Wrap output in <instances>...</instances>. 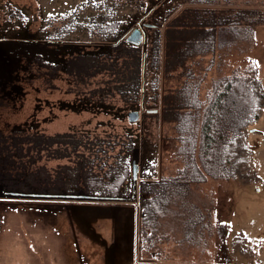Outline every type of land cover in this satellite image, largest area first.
Instances as JSON below:
<instances>
[{"label":"rangeland","instance_id":"rangeland-1","mask_svg":"<svg viewBox=\"0 0 264 264\" xmlns=\"http://www.w3.org/2000/svg\"><path fill=\"white\" fill-rule=\"evenodd\" d=\"M228 1L229 4L226 5L221 2L220 9L248 8L264 11V0ZM38 2L37 4L36 0H0V18L6 12L8 14L3 18L5 23L0 26V50L2 49L0 51V79L4 83L13 84L14 76L11 74L21 71L24 63L28 62V58L31 62L32 57L37 54L43 57L45 61L59 67L62 66L64 57L76 50L79 42L72 39L52 42L51 36L48 38L45 31L48 32L54 30L55 27H60L61 22L50 24L48 29H45L43 25L48 18L50 19L49 22H54L76 9L80 11L81 15L89 13L92 16H97L99 13L96 8L98 2L101 1L39 0ZM16 6L19 7V10L15 9ZM171 6L172 4H170ZM39 9L40 14L37 12ZM131 15L134 17L133 13ZM176 15L177 11L170 20ZM70 17H66L67 20L72 19ZM67 22L66 24H70V20ZM167 23L159 29L162 34ZM124 24L127 22L124 21ZM144 36L145 46L133 47L124 51L132 52L134 56L140 57L141 53L146 51L147 44L151 40L150 37L146 36L145 31ZM236 39L231 47L218 50L213 61H211L212 54H204L186 63V67L193 72V76L195 75V80H201L203 89H208L210 80L228 76L233 70L244 69L250 65H254L258 79L264 88V25L255 28L252 32L244 30ZM8 41L16 42V45L3 46L5 43L10 44ZM122 45L124 43L120 44V46ZM45 46L52 47L46 49ZM99 48L102 46H97L98 50ZM163 48L164 38H162L160 69L152 75L153 77L147 78L150 81L145 83L146 85L143 82L146 73L145 64L143 62L142 73L140 62H136V72L138 73L134 76V80L139 79L138 84H135L139 89L138 91L140 92L141 88L144 97V90L146 91L144 86H148L150 83L155 87L159 98L153 102L149 101L145 106L142 97L135 109L134 105L129 106L124 102V97L120 95L114 87L115 84L112 83L114 78L112 74L117 66L114 64V60H110L109 64V66L113 64L114 66L105 71L101 70L102 63L99 62V57H97L98 67L92 64L88 68L78 57L68 62L69 67L65 73L69 79L58 80L57 85L61 90L67 92L64 98L66 104H73L69 102L73 97H81L80 99L85 105L80 107L78 114L69 108L58 109V107H54L51 109L53 110L51 113L48 110H42L38 115L39 119L47 118V116L49 118L54 117L50 124L44 125L45 129L39 131V133L45 134L53 140L47 144L48 147H52V157L45 159L41 155L42 157L38 159L40 162L37 163L38 167L42 166L46 170H43L42 173L48 172L47 174H49L51 172L50 174L53 176L48 181V186L52 188L67 186L59 178L62 177V173L64 175L67 173L65 169L76 168L78 162L94 174L105 172L107 165L114 162L111 157L117 155L121 150V142L135 138V136L145 138L141 153L143 161L150 162L148 161L150 153L155 151L157 153L156 179L160 178L161 175L175 173L176 169L180 167V162L175 154L177 149L176 135L172 125L161 121V98L166 92L177 89L186 77L181 76L180 69L169 74L164 73ZM128 82L129 80L125 82L126 86L120 87L121 92L127 90ZM108 89L110 91L106 92ZM4 91L5 96H11L13 93L12 89H5ZM55 98L58 97H53V99ZM130 112L139 113L140 118L137 123H129L128 114ZM126 132L130 134V137L125 136ZM248 146L253 153L260 180L249 184H242L237 180H210L204 186L201 184L192 187L190 200L193 207L199 211L191 210L192 205H183L180 202L170 205V212L159 222L160 239L158 245L152 251H146L142 254L140 252L142 214L137 192L135 199L130 201L9 198L0 200V204L25 203L33 206L47 203L46 205H59L55 211H52V214L60 216L52 215L50 219H52L53 224H55L56 219H60L62 226H66L69 222V231L64 227L57 226L53 229V233L45 232L47 229H45L44 221L50 220L48 219L49 216L41 210H36L35 207L28 214L32 221H38L35 230L38 231L43 244L46 243L48 246L51 245L52 249L59 250V246L63 245L64 247L66 242L68 243L70 256L68 264H82V262L88 264L89 261L93 263L97 260L99 262L104 261V264H137L141 259L145 261L159 260V262L164 263L166 258L164 260L163 257L166 253L168 255L175 253L180 261L192 258V260H199L201 263L208 264H248L249 260L237 251V247H232L234 237L237 239V235L240 233L250 242L251 248L257 254L256 259L264 264V114L252 126L248 137ZM24 148L27 151V147ZM26 156L27 159L23 160L26 163L21 162L19 166L16 162L8 161L10 158L6 155L3 165L10 172L16 169L15 164L22 170L28 169V162L33 157L31 158L29 154ZM140 158L139 155L138 164ZM3 173L0 168V176ZM10 180L13 183L16 182V179ZM4 182L5 179L0 177V184L6 186L5 191L16 192L12 189L9 190L10 187L16 189V185ZM31 182L29 180L22 181L17 186L20 188L17 192L23 193L21 188ZM67 194L70 195V193ZM17 212L27 215L24 211L14 210L0 211V214H16ZM188 232L197 237V243L187 239ZM57 234H62L63 238ZM240 241L238 237L235 244ZM94 256H99L101 259L92 258Z\"/></svg>","mask_w":264,"mask_h":264},{"label":"trees","instance_id":"trees-1","mask_svg":"<svg viewBox=\"0 0 264 264\" xmlns=\"http://www.w3.org/2000/svg\"><path fill=\"white\" fill-rule=\"evenodd\" d=\"M38 1L36 0L37 4ZM99 1L101 2H98L96 8L99 13L97 16L89 13L81 15L76 9L64 17L68 18L71 15L70 24H66L69 21L67 18L65 21L61 18L54 22H49L48 18L46 23L42 24L45 29H48L50 24L61 22L60 27L45 31L48 38L51 36L52 42L69 39L79 42L76 50L64 57L65 66H67L65 70L69 67L68 61L76 57L81 59L80 61H83L88 68L92 64L98 67L99 62L102 63L101 70L104 71L109 70L114 64L117 65L112 74L114 75L112 83L124 97V102L129 106L134 105L135 109L138 107L136 105L139 99L142 100L143 97L141 88L139 92L135 85L139 82L138 78L134 80V76L138 73L136 62H140L141 72L143 62L145 64L146 73L143 82L146 85L150 81L147 78L153 77L152 75L160 69L162 38H164V73L169 74L180 69L181 76L186 77L177 89L170 90L162 98L160 97L161 121L172 125L176 135L175 154L180 167L174 174L161 175L156 179L157 153L156 151L150 153L148 160L150 162L144 160V163L141 153L145 138L135 136V138L121 142L122 152L119 150L117 155L111 157L114 162L107 165L105 172L94 174L82 165L79 168L67 169L68 172L65 175L62 173V178H59L69 187L83 186L87 191L83 193L85 195L130 197L131 160L133 151L138 150L141 158L136 192L139 196L142 214L140 225L142 242L140 252L142 254L152 251L158 245L159 222L170 212V205L179 202L183 205H192L190 200L192 187L205 184L209 180H237L242 184L255 183L260 180L253 153L248 146L250 130L264 114V88L258 79L254 65L244 69H235L228 76L212 79L204 97L201 98L200 92L203 91V84L201 80H195L193 72L186 67V63L195 57L215 54L218 50L231 47L244 30L252 32L255 28L264 25V11L248 8L220 9V3L229 4L228 0ZM170 4H172L171 7ZM17 7L15 9L19 10ZM176 11L177 15L170 20ZM37 12L40 14V9ZM6 15L8 16L7 12L0 18V26L4 24L3 18ZM124 21L127 24H124ZM166 23L162 34L159 29ZM137 27H142L146 36L151 38L146 51L142 52L140 57L134 56L132 52L124 51L133 48L125 43V39ZM123 43L124 45L120 46ZM97 46H102V48L98 50ZM97 57H99V62ZM110 60H114L111 66H109ZM57 71L61 74L60 79L61 77L69 79L59 67ZM60 79L56 80V85ZM128 80L127 90L121 92L120 89L126 86L125 82ZM144 88L146 91L144 90L143 105L149 101L158 100L159 95L154 86L149 83ZM109 91L110 89L106 92ZM66 95L67 92L59 87L53 97H58L56 101L60 103ZM80 98L73 97L69 101L77 105L76 114L80 107L85 105ZM53 119L54 117L48 119V116L44 119L38 118L35 124L37 132L26 134L19 131L15 133L18 136L16 150L24 146L28 138L34 135L33 133L42 139L48 138L39 131L45 129L44 125L50 124ZM125 136L130 137V134L126 132ZM6 142L11 145L9 150L4 151V157L14 153L12 138ZM44 155L42 154L43 157ZM17 163L19 164L18 161ZM30 164L29 160L28 165ZM16 168L18 176H12L11 179L33 180L31 177L33 168L29 166L24 170L18 166ZM39 168L41 172L46 171L42 166ZM45 175L42 173L41 179L44 180L47 177ZM190 208L195 209L193 205ZM195 210L199 211L197 208ZM186 237L188 240L191 239L192 233L188 232ZM238 237L241 241L235 244ZM234 239L232 247H237H235L237 251L249 260L248 264H261L256 259V252L249 246L242 233Z\"/></svg>","mask_w":264,"mask_h":264},{"label":"flooded vegetation","instance_id":"flooded-vegetation-1","mask_svg":"<svg viewBox=\"0 0 264 264\" xmlns=\"http://www.w3.org/2000/svg\"><path fill=\"white\" fill-rule=\"evenodd\" d=\"M51 47L52 46H45L46 49H49ZM65 64V59H63V64L59 67L51 62L43 60V57L38 56L37 54L32 57L31 62L28 58V62H25L23 65V70H21L22 72L19 71L18 73L13 74L15 76L13 82V88L15 91L11 96H5V91L0 90V97L3 98L0 101V168L4 172L0 177L2 179H5L4 183L16 185V189L13 186L14 188L10 187L9 190L12 189L13 191L17 192L20 189L17 186L22 183V181L17 180L13 183V181L10 180L12 176H18V171H16L17 168L14 169L15 173H13L3 165L4 151L6 149L9 150V147L11 145L10 143L6 142V140L12 138L14 153L8 156L10 158L8 159V161H13L14 163H17L18 161L20 166L21 162L27 159L26 155L29 154L31 158L33 157V159L30 160L31 164L28 165L31 169L33 168V171H31V177L33 178V180H31V183H28L24 185L23 188H21L24 191L23 193L59 194L61 192H66L75 194L87 192L84 187L80 185L76 187L65 186L59 188H52L48 186V181L53 177L50 174L51 172L49 174H47L48 172L45 173V176L47 177L44 180L41 179L40 176L42 175V172L41 169L37 166L38 159L42 157V154H45V157H43L45 159L48 157H52V147L47 146L49 141L50 143L53 141L52 139H42V137H39L38 135L33 133L34 135L28 138L26 144L20 148H17L16 150V139L18 138V136L15 133L19 131L26 134L37 132L35 124L38 119V112L40 113L42 110H48V112L51 113V111H53L51 109H54V107H58V109L69 108L71 111L77 112L76 104H66L63 101L64 99H62L59 103L58 101H56L57 99H53L54 92L59 89V86L55 84L56 80L60 79L61 76L57 71V68L59 67L62 72H66L65 68L67 66H65ZM16 74H19V76L16 77ZM61 79H63V77H61ZM16 84L19 87H17ZM48 119L50 118L48 117ZM10 133L14 135H11ZM24 147H27V151ZM15 166L17 167V164H15ZM76 167L79 168L82 167V165L78 162ZM65 171L68 172L67 169H65Z\"/></svg>","mask_w":264,"mask_h":264},{"label":"crops","instance_id":"crops-1","mask_svg":"<svg viewBox=\"0 0 264 264\" xmlns=\"http://www.w3.org/2000/svg\"><path fill=\"white\" fill-rule=\"evenodd\" d=\"M211 57H212L211 61H213L215 54H212ZM205 91L206 89L204 88L203 91L200 92L201 98L204 97ZM206 184L207 182L203 184V186ZM0 200H4V199H0ZM38 204H42V203H38ZM43 204L44 205L32 204L33 206L26 205L25 203L0 204V211L14 210V211H24L25 213H27V215L21 214L19 212H17L16 214H0V264H68L69 263L68 260L70 259V256H69L68 243L66 242L64 247L63 245L59 246V250L52 249V246L51 245L48 246L46 243L43 244L42 240H40L41 237L39 236L38 231L35 230L36 226L38 225V221L36 220L32 221L29 217L28 213L29 211L34 210V207L36 210H41V212H44L47 216H49L48 219H50L52 215L55 217L60 216L58 214L55 215L52 214V211L53 210L55 211L56 208L59 207V205H54V204L46 205L47 203H43ZM51 220L52 219L44 221L45 229H47L45 232L53 233V229L57 226H59L60 228L64 227L67 231H69L70 229L69 222L68 224H66V226H62L61 224L62 221H60V219H56L55 224H53V221ZM47 222H49V224H47ZM204 224L206 225V223ZM57 235H60L61 238H63L62 234H57ZM196 238L197 237L193 236L189 240L191 242L197 243L198 241ZM248 243L250 246V242ZM167 255H168L167 253L164 254L163 257L164 260L166 258L164 263L159 262V260L145 261L144 259H141V261L137 264H208L204 262L201 263L199 260H194V259L192 260V258L187 259L186 261H180L179 260L180 258L176 256L175 253H172L168 256ZM92 258L101 259V257L99 256H94ZM176 259H178V261H176ZM95 263L104 264L105 262L104 261L99 262V260L93 261V263H91L90 261L88 262V264H95Z\"/></svg>","mask_w":264,"mask_h":264},{"label":"water","instance_id":"water-1","mask_svg":"<svg viewBox=\"0 0 264 264\" xmlns=\"http://www.w3.org/2000/svg\"><path fill=\"white\" fill-rule=\"evenodd\" d=\"M9 42V41H8ZM5 43V45H16V42H9ZM125 43H127L130 46L140 48L142 46H145V36H144V30L142 27L135 28L125 39ZM2 50V49H1ZM0 50V51H1ZM144 50V49H143ZM13 75V74H11ZM14 76V75H13ZM19 76V74H16V77ZM15 78V76H14ZM4 83L0 79V90L5 89H12V92H14V85L11 83ZM17 87H19L16 84ZM3 98L0 97V101ZM156 113V111H155ZM140 118V115L138 112H130L128 114V121L129 123H137ZM137 151V153H136ZM139 153L138 150H135V154L132 156L131 160V192L130 197L127 198H119V197H102V196H92V195H85V194H67L66 192H61L59 194H32V193H18V192H12V191H5L4 184H0V199H42V200H85V201H130L135 199L136 195V182L138 179V172H139Z\"/></svg>","mask_w":264,"mask_h":264}]
</instances>
